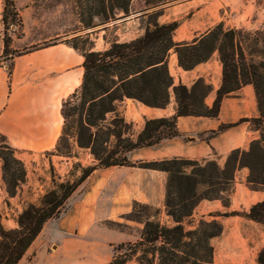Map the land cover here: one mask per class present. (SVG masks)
<instances>
[{
    "label": "trees",
    "instance_id": "trees-1",
    "mask_svg": "<svg viewBox=\"0 0 264 264\" xmlns=\"http://www.w3.org/2000/svg\"><path fill=\"white\" fill-rule=\"evenodd\" d=\"M172 0H76L80 21L85 27L95 26L96 20L107 22L118 12L124 16L139 12L148 18L142 35L111 42L104 50H96L90 36H81L85 45L66 43L84 55V75L81 85L63 102L64 128L54 150L63 156L74 155L76 144L90 149L95 163L82 167L76 179H53L39 202H30L17 218V225L0 224V264H19L47 222L59 218L68 208L69 200L82 182L96 169L111 166H140L168 172L166 213L171 222L161 220V209L135 202L127 218L144 223L139 238L122 241L115 246L113 258L101 264H217L212 239L224 231L220 218H201L195 225L191 219L203 200L221 199L230 206V193L237 171L250 169L248 183L252 189L264 190V29L248 30L229 27L219 22L192 40L176 41L174 34L180 20L161 22L164 7ZM3 21L6 26L5 49L11 53L12 27H19L24 36V19L16 0H5ZM47 42L45 46L54 45ZM88 45V46H87ZM40 46L34 45L32 49ZM178 55L184 69H193L218 53L222 64V81L212 105L206 97L214 85L199 77L193 85L175 82L170 70L172 52ZM16 50L12 54H21ZM13 64L9 67L12 74ZM252 84L255 89L259 114L227 122L207 136L209 140L222 130L249 121L260 137L253 139L248 148H234L224 164L216 158L202 160L173 157L159 160H132L128 153L136 148L158 146L164 138L181 135L180 116L196 115L217 117L223 99ZM173 93L177 112L172 116L150 118L144 129L134 135V124L126 120L119 104L126 98L166 107ZM0 157L3 160V178L11 196L27 180L28 170L17 156L5 134L0 132ZM145 211L146 216L137 215ZM216 216L244 215L264 225V198L245 211H225ZM264 264V247L258 254Z\"/></svg>",
    "mask_w": 264,
    "mask_h": 264
},
{
    "label": "crops",
    "instance_id": "crops-1",
    "mask_svg": "<svg viewBox=\"0 0 264 264\" xmlns=\"http://www.w3.org/2000/svg\"><path fill=\"white\" fill-rule=\"evenodd\" d=\"M22 12L25 15V11ZM173 19L177 18H172V13L167 9L159 20L170 22ZM26 25L23 36L25 41L15 47L24 52L12 58V74L9 73V64H0V132L7 136L9 143L18 150L22 158L24 155L40 154L56 148L64 128L63 102L81 85L85 59L80 50L68 43L41 46L40 39L27 43ZM177 29H181L179 35L174 34L177 41L190 40L201 33L196 32L197 29H193L187 22H181ZM144 32L142 28L136 36ZM31 45H38L40 48L29 50L27 47ZM170 57V70L176 83L183 82L191 86L199 77H205L214 85L213 91L206 97V102L212 105L222 81V64L218 53L193 69H184L179 64L176 52ZM177 105L173 93L171 102L166 107L150 106L140 100L126 98L119 104V110L127 121L134 124V135L137 136L144 129L147 119L172 116L177 112ZM258 114L254 86L247 84L223 99L219 116H180L178 127L181 135L164 138L158 146L136 148L128 155L134 161L173 157L198 160L216 158L224 164L231 150L248 148L253 139L260 137V131L253 129L249 121H244L220 131L209 140L201 135H209L223 123ZM75 147L78 149L77 153L67 157L66 161H63L62 155L52 156L61 158L62 164L72 162V158L78 160L79 153H85L95 161L90 149L81 148L77 144ZM249 174L248 167L237 171L230 206L222 205L223 208L248 210L253 203L264 198V190L250 187ZM167 182L168 172L160 169L128 165L96 169L71 196L67 210L59 218L49 220L39 235L40 237L49 228L51 235L61 240L57 249L47 253L49 260L60 250L67 251L68 257H73L82 250H92L89 254L96 256L94 251L99 245L111 246L112 241H121L122 238L117 233H112L109 223L126 217L134 209L135 202L159 207L161 215H165L171 222L165 205ZM29 184L30 181L27 180V187ZM235 216L239 218L236 219L237 223L242 219L254 221L244 215ZM98 239H103V242L100 244ZM32 246L19 264H27ZM98 257L97 264L113 258L109 253ZM51 264L80 263L66 260Z\"/></svg>",
    "mask_w": 264,
    "mask_h": 264
},
{
    "label": "rangeland",
    "instance_id": "rangeland-1",
    "mask_svg": "<svg viewBox=\"0 0 264 264\" xmlns=\"http://www.w3.org/2000/svg\"><path fill=\"white\" fill-rule=\"evenodd\" d=\"M16 2L20 11H25V15L22 11L21 13L24 19V33L27 23V38H25L27 43L40 39L41 46H45L47 42L66 43V39H69L70 43L85 45V40L80 37L90 36L94 41V48L104 50L116 39L124 40L136 37L142 28L145 30L148 22V18L141 16L139 12L127 16H124V12H118L115 19L107 22L97 19L95 26L85 27L79 19L76 0H16ZM4 7L5 0H0V64L11 65L12 54L18 50L15 47L22 45L25 40L18 36L19 27H12L9 30V35L13 37L12 51L11 53L4 51L6 36V26L3 21ZM163 7L164 12L168 9L172 13V18L187 22L193 29H197L196 32L203 33L222 21L229 27H241L248 30L264 29V0H172ZM180 32L181 29H177L175 34L179 35ZM213 70L215 74V67ZM133 132H135V126ZM77 151L78 149L75 147L74 152L77 153ZM16 154L27 167L29 173L27 180L30 181V184L27 187L26 180L14 196L18 195L11 196L3 178V160L0 157V224L6 227L17 225L20 212L30 202H39L44 193L53 186L54 178L76 179L82 173L83 166L95 163L85 153H79L78 160L72 158V162L64 164H62L61 158H56L48 152L24 155V158L19 156L18 151ZM72 156H64L62 159L66 161L67 157ZM232 192L233 189L230 197ZM222 205L221 199L216 202L204 201L196 207L191 218L195 225L201 218L217 217L222 219L224 231L212 239L215 247V262L217 264H259L258 254L264 247V225L247 219H242L237 223L236 219L239 218L235 215L216 216L218 211H234L223 208ZM235 210L245 211V208ZM137 215L146 216V212L138 210ZM160 217L163 222L170 223L165 215ZM109 224L112 227V233H117L122 238L121 241H112L111 246H108L101 244L103 239H98L101 245L94 251L95 254L97 253L96 256L89 254V252H93L92 250H82L73 257H68L67 251L60 250L50 260L47 253L57 249L61 240H57L54 235H51L49 228H46L32 246L27 256V264H51L66 260L78 261L80 264H97L99 255L107 256L109 253L113 257L115 246L118 243L139 238L144 226V223L126 217Z\"/></svg>",
    "mask_w": 264,
    "mask_h": 264
},
{
    "label": "water",
    "instance_id": "water-1",
    "mask_svg": "<svg viewBox=\"0 0 264 264\" xmlns=\"http://www.w3.org/2000/svg\"><path fill=\"white\" fill-rule=\"evenodd\" d=\"M189 138H194V137L189 136Z\"/></svg>",
    "mask_w": 264,
    "mask_h": 264
}]
</instances>
